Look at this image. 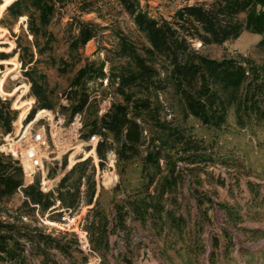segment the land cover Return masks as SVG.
<instances>
[{"label": "trees", "instance_id": "obj_1", "mask_svg": "<svg viewBox=\"0 0 264 264\" xmlns=\"http://www.w3.org/2000/svg\"><path fill=\"white\" fill-rule=\"evenodd\" d=\"M120 1L146 40L138 43L119 34L117 46L109 50L112 53L110 70H105V61L98 67L95 63L83 66L71 83L75 95L72 101L68 93H61L59 105L54 107L43 78L34 76L37 74L34 52H30L29 60L24 54L20 59L39 108H59L69 120L82 113L83 135L102 134L98 145L102 159L114 148L122 166L133 163L136 158L142 160L145 196H129L127 201L116 202V213L111 217L99 199L102 189L108 188L102 186L94 203L97 190L94 164L92 170L88 169L87 160L75 164L61 179L56 195L44 193L38 181L24 186V171L19 161L0 150V199L11 198L18 191L24 193L19 206H0L4 212L0 215V264H33V259L39 256H43L45 264H60L57 253L69 256L75 251L83 252L74 232L62 231L55 235L39 226L42 222L38 218V214L45 216L58 209L54 207L57 200L60 207L78 209L82 202L83 177L87 178L88 185L86 202L94 204L85 217V229L91 247L104 255L110 248V235L119 228H126L128 217L141 223L152 219L157 225L161 211L166 215L174 211L176 207L169 209L166 199L178 204L172 194L186 182V175L178 167L179 161H184L185 169L189 170L187 180L191 193L198 196L199 208L205 204L211 208V198L199 197L200 192L193 186L202 182L195 169L209 161L207 147L187 135L188 127L176 121L179 106L185 118L193 115L207 127L226 125L231 108L235 109L238 124L243 128L264 124V60L249 56L214 58L194 46L197 40L202 46L222 44L249 30L263 35L258 46L264 49V0H181L184 4L176 9L170 20L152 16L140 0ZM57 3L58 0H6L5 13L15 20L26 14L29 30L37 38L56 17ZM4 20L5 16L0 23ZM3 35L0 33V37ZM95 35L91 23H82L74 44H87ZM35 44L41 45L38 39ZM13 47L14 44L7 50ZM18 48H22L21 43ZM38 52L43 51L40 48ZM8 56V53L0 52V57ZM92 78L101 79L102 84L108 79L109 87L114 88L119 98H109L105 103V114L86 121V111L91 105L87 83ZM2 82L3 78H0V89ZM0 93L5 95L1 90ZM163 93L169 110L161 100ZM65 98L67 105L63 103ZM99 106L102 112V100ZM30 109L29 105L21 111L17 124L21 125ZM168 115L172 117L169 119ZM16 117L17 111L12 108L11 101L0 96V127L7 134ZM88 125L91 127L86 133ZM152 185H155L154 193L148 191ZM230 216L235 215L231 213Z\"/></svg>", "mask_w": 264, "mask_h": 264}, {"label": "rangeland", "instance_id": "obj_2", "mask_svg": "<svg viewBox=\"0 0 264 264\" xmlns=\"http://www.w3.org/2000/svg\"><path fill=\"white\" fill-rule=\"evenodd\" d=\"M140 1L152 16L169 20L176 9L184 4L181 0ZM5 3L6 0H0V19L6 17L0 23V33L4 34L0 37V52H6L9 56L0 57V78H3L0 90L5 94L0 93V96L8 98L12 108L17 111L11 131L18 126L14 123L21 111L29 106L31 99V112L39 108L31 90V81L25 76L21 65L22 54L29 60L30 52H34L37 60L34 70L37 74L34 76L43 78L48 96L56 107L61 93H68L71 101L74 99L71 83L83 66L95 63L98 67L105 61V70H110L112 53L109 50L117 46L119 34H125L138 43L146 40L120 0H58L56 17L45 30L40 31L37 38L29 30L28 16L25 14L19 20L13 19L5 13ZM82 23H91L96 35L87 44L75 45V36ZM262 38L261 34L244 30L239 37L222 44L202 46L197 40L194 46L214 58L249 56L262 61L264 49L258 46ZM36 39L41 44L39 47L35 44ZM20 43L21 49L18 48ZM13 44L14 47L7 50ZM40 48L42 53L38 52ZM16 56L17 59H14ZM27 85L30 86L29 91ZM16 88L19 89L13 93ZM87 92L91 105L86 111V121L101 113L104 115L105 103L109 98H119L114 88L109 87L108 79L103 84L101 79H90ZM165 96L163 93L161 100L169 110ZM101 100L102 112L99 106ZM176 114V121L188 127L187 135L200 140L207 147L209 161L195 169L202 182L193 186L200 192L199 197L205 200L211 198L212 207L207 208L209 204H205L199 208L196 202L198 196L191 193L192 188L187 180L189 170L185 169L184 161H179L178 167L186 175V182L181 183L178 192L172 194L178 204L167 200L168 195L165 196L168 208L176 207L172 213L166 215L161 211L157 225L152 223V219L141 223L128 217L126 228H119L110 235V248L105 255L92 247V250L85 251L81 243L85 234L89 239L85 217L94 206L86 202V178L81 185L82 202L78 209L60 207V201L57 200L54 207L58 209L45 216L38 214L42 222L39 226L55 235H60L62 231L74 232L80 242L83 252L75 251L69 256L57 253L56 259L60 264H90L96 260L98 262L95 264H264V124L241 127L234 108L230 110L228 123L221 128L207 127L193 115L185 118L181 106ZM171 117L168 115L169 119ZM90 127L86 126V133ZM6 135L0 127V145ZM106 155L102 159V172H107L110 166L108 160H113L115 155L118 182L114 187L102 189L99 199L103 209L112 217L116 213V202H122L123 199L127 201L129 196H145L146 182L140 158L122 166L114 148ZM87 162L88 169L92 170L93 157L87 159ZM149 171H153L152 167ZM148 191L154 193L155 185L148 188ZM23 195V192L18 191L11 198L0 199V206L17 207ZM96 197L95 194L94 203ZM220 204L224 207L221 208ZM1 208L0 215L4 213ZM231 213L235 216H230ZM52 214L54 217H51ZM25 220L35 224L30 219ZM32 263L45 264L43 256L35 257Z\"/></svg>", "mask_w": 264, "mask_h": 264}, {"label": "built area", "instance_id": "obj_3", "mask_svg": "<svg viewBox=\"0 0 264 264\" xmlns=\"http://www.w3.org/2000/svg\"><path fill=\"white\" fill-rule=\"evenodd\" d=\"M30 84L32 86L31 82ZM29 89L30 86L27 85V91ZM63 103L67 105L68 100L63 99ZM30 114L31 110L23 118L21 125L15 126V130L9 132L0 145L1 151L11 155L22 166L24 186L38 181L44 193H57V185L67 171L90 157H93L96 168V195L102 189V184L107 188L116 185L118 175L115 172V155L113 160H108L109 173L102 172V158L98 154L102 134L95 132L88 137L83 135L82 113H77L71 120L59 108H39L32 117ZM14 124L17 125V122ZM54 171L57 173L54 174ZM83 181H86V177L82 178ZM81 240L85 251L92 250L86 234ZM97 262L98 260L92 261L90 264Z\"/></svg>", "mask_w": 264, "mask_h": 264}]
</instances>
